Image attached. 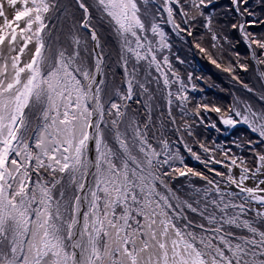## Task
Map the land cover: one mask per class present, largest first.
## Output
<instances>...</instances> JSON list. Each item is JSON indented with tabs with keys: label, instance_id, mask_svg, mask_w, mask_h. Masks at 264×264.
I'll return each mask as SVG.
<instances>
[{
	"label": "snow or ice",
	"instance_id": "6c2138e0",
	"mask_svg": "<svg viewBox=\"0 0 264 264\" xmlns=\"http://www.w3.org/2000/svg\"><path fill=\"white\" fill-rule=\"evenodd\" d=\"M0 264H264V0H0Z\"/></svg>",
	"mask_w": 264,
	"mask_h": 264
},
{
	"label": "trees",
	"instance_id": "16d2710c",
	"mask_svg": "<svg viewBox=\"0 0 264 264\" xmlns=\"http://www.w3.org/2000/svg\"><path fill=\"white\" fill-rule=\"evenodd\" d=\"M197 63L201 66V73L206 76H210L213 79H217L219 74L212 68L211 65H208L206 61L200 60L199 57H196ZM213 94V90H209V95Z\"/></svg>",
	"mask_w": 264,
	"mask_h": 264
}]
</instances>
